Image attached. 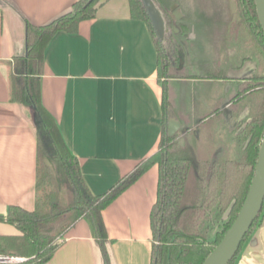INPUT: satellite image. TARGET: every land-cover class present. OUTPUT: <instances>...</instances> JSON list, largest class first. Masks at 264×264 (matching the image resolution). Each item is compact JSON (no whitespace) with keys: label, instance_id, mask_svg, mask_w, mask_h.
Segmentation results:
<instances>
[{"label":"trees","instance_id":"16d2710c","mask_svg":"<svg viewBox=\"0 0 264 264\" xmlns=\"http://www.w3.org/2000/svg\"><path fill=\"white\" fill-rule=\"evenodd\" d=\"M104 1L76 0L66 12L41 25L24 21L25 51L12 59L9 99L30 107L37 122L34 208L9 205L0 214L1 222L18 231L0 235V254L24 256L23 264H44L65 232L87 217L103 264H110L102 211L149 167L157 165L156 199L149 214L150 264H202L240 209L264 135V34L254 0H233L235 13L226 38L231 42L242 32L240 47L247 52L241 62L226 66L219 50L210 54L213 57L203 53L207 61L187 62L186 54L196 48L189 37L195 21L191 0H153L168 29L162 42L141 1L128 0L131 17L147 24L156 46L162 132L155 152L107 192L94 195L76 156L41 104L39 80L47 43L60 31L76 33L78 24L93 18ZM172 5L181 18H173ZM250 60H254L250 74L238 77L230 73ZM170 117L181 124L172 136L168 134ZM263 208L264 201L228 264L235 263Z\"/></svg>","mask_w":264,"mask_h":264},{"label":"crops","instance_id":"0c3cea01","mask_svg":"<svg viewBox=\"0 0 264 264\" xmlns=\"http://www.w3.org/2000/svg\"><path fill=\"white\" fill-rule=\"evenodd\" d=\"M74 1L0 0V214L9 205L34 208L35 120L30 107L9 99L11 62L25 51L24 21L47 23ZM39 86L41 104L92 194L107 192L156 151L163 121L157 50L147 24L131 17L128 0H105L76 33H56L43 52ZM157 181L152 165L102 211L110 264L151 263ZM16 233L0 222V235ZM44 264H103L87 217L65 232ZM234 264H264V208Z\"/></svg>","mask_w":264,"mask_h":264},{"label":"water","instance_id":"95a60500","mask_svg":"<svg viewBox=\"0 0 264 264\" xmlns=\"http://www.w3.org/2000/svg\"><path fill=\"white\" fill-rule=\"evenodd\" d=\"M156 38L162 42L164 35L168 31L165 26V21L162 12L156 6L153 0H140ZM255 10L258 22L264 34V0H254ZM176 5H172L173 18L179 19L182 14L175 9ZM177 31V29H175ZM35 120V124H36ZM180 122L174 117L168 119V134L174 135L180 130ZM264 201V135L262 137L253 175L246 193V196L240 206V209L226 230L220 241L215 245L211 252L204 259L202 264H228L234 254L237 252L240 243L244 236L249 231V228L257 215L259 214Z\"/></svg>","mask_w":264,"mask_h":264},{"label":"rangeland","instance_id":"374dc122","mask_svg":"<svg viewBox=\"0 0 264 264\" xmlns=\"http://www.w3.org/2000/svg\"><path fill=\"white\" fill-rule=\"evenodd\" d=\"M191 2L195 14V21L193 23L194 27L192 30L194 36L191 40L195 41L194 46L196 48L191 49L193 51L186 54L187 62L193 64L199 61H207L206 56L203 53L213 57V55L210 54H215L218 50L222 53L221 58L224 60L223 62H225V66L227 64L235 65L241 62L242 57L247 52L240 47V41L243 36L242 32L236 40H231V42L226 38L228 24L234 17L235 13L234 1L191 0ZM253 64L254 60H250L245 63L240 70L231 69L230 73L234 76L237 74L248 75L251 73L252 69L250 66L253 67ZM220 74L222 73L220 72ZM11 226L14 227L13 225Z\"/></svg>","mask_w":264,"mask_h":264},{"label":"built area","instance_id":"2783aa9c","mask_svg":"<svg viewBox=\"0 0 264 264\" xmlns=\"http://www.w3.org/2000/svg\"><path fill=\"white\" fill-rule=\"evenodd\" d=\"M26 260L21 255L0 254V264H23Z\"/></svg>","mask_w":264,"mask_h":264}]
</instances>
